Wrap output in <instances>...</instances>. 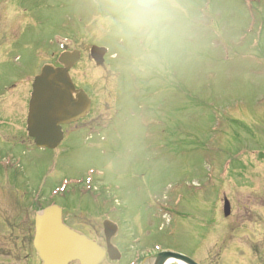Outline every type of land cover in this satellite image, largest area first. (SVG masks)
<instances>
[{"label": "rangeland", "instance_id": "obj_1", "mask_svg": "<svg viewBox=\"0 0 264 264\" xmlns=\"http://www.w3.org/2000/svg\"><path fill=\"white\" fill-rule=\"evenodd\" d=\"M69 44L90 110L37 149L32 86ZM50 207L96 240L116 225L122 259L264 264V0H0V264L36 259Z\"/></svg>", "mask_w": 264, "mask_h": 264}, {"label": "water", "instance_id": "obj_2", "mask_svg": "<svg viewBox=\"0 0 264 264\" xmlns=\"http://www.w3.org/2000/svg\"><path fill=\"white\" fill-rule=\"evenodd\" d=\"M138 7L147 9L162 0H133ZM66 49V48H65ZM105 49L93 47L91 58L101 65ZM79 53H63L58 58L61 67L44 66L35 78L28 103L26 130L37 149L53 150L63 139L61 127L85 117L90 101L75 90L68 72L78 62ZM224 216L229 214V204L224 202ZM33 248L42 264H100L107 254L109 259H120V253L111 244L117 226L110 221L103 223L106 248L80 235L62 223L61 210L50 207L34 219ZM196 264L190 258L175 252H160L153 256L152 264Z\"/></svg>", "mask_w": 264, "mask_h": 264}, {"label": "flooded vegetation", "instance_id": "obj_3", "mask_svg": "<svg viewBox=\"0 0 264 264\" xmlns=\"http://www.w3.org/2000/svg\"><path fill=\"white\" fill-rule=\"evenodd\" d=\"M130 1H132V0H130ZM134 4H136L134 1H132ZM71 44V43H70ZM69 44V45H70ZM64 45V46H66V47H70V48H67L66 49V51L68 52V53H71V52H73V50H74V48H72L71 49V47H73V44H72V46L70 45ZM61 46L62 45H60V48H61ZM63 52V51H62ZM64 135V134H63ZM100 197V196H99ZM105 221H108V220H103L102 221V227H103V223L105 222ZM69 228L72 230V231H75V232H79V229L77 228V227H74V226H69ZM33 230H34V232H35V229H34V221H33ZM103 230V229H102ZM118 232L119 231H117V234H116V236L118 235ZM89 233H91V232H89ZM85 236H86V238H88V239H90V240H92L93 242H96L100 247H102L103 249H105L106 248V238H105V235H104V231H102V237H101V239L99 238L98 240H96V238H95V236H93V235H91V234H89V235H87V234H85V233H83ZM99 234H97L96 236H98ZM116 236H114L113 238H112V240L113 239H115V237ZM112 240H111V243H112ZM114 244V243H113ZM115 246V245H114ZM32 247H33V245H32ZM117 247V246H116ZM118 251H119V253H120V255H121V257H120V259H116V260H112V259H109V256L106 254L105 255V258L102 260V262L100 263V264H141L142 262V259H122V251H121V249H119L118 247L116 248ZM34 253V257L36 258V259H4V260H6L7 262L5 263V262H3V263H1V264H42V262H41V260L40 259H38V257L36 256V254H35V251L33 252ZM135 254V253H134ZM134 257V256H133ZM132 257V258H133ZM69 264H79V263H77V262H71V263H69Z\"/></svg>", "mask_w": 264, "mask_h": 264}, {"label": "clouds", "instance_id": "obj_4", "mask_svg": "<svg viewBox=\"0 0 264 264\" xmlns=\"http://www.w3.org/2000/svg\"><path fill=\"white\" fill-rule=\"evenodd\" d=\"M128 25L133 30H140L149 27V25L146 24V22L143 19L138 18L135 15L130 16L128 20Z\"/></svg>", "mask_w": 264, "mask_h": 264}, {"label": "bare ground", "instance_id": "obj_5", "mask_svg": "<svg viewBox=\"0 0 264 264\" xmlns=\"http://www.w3.org/2000/svg\"><path fill=\"white\" fill-rule=\"evenodd\" d=\"M34 226H35V223H34ZM167 264H172V262H168Z\"/></svg>", "mask_w": 264, "mask_h": 264}]
</instances>
